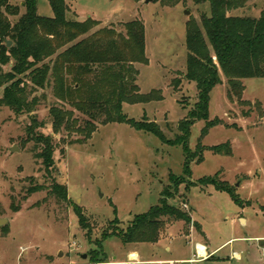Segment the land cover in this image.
Returning <instances> with one entry per match:
<instances>
[{"label":"rangeland","instance_id":"374dc122","mask_svg":"<svg viewBox=\"0 0 264 264\" xmlns=\"http://www.w3.org/2000/svg\"><path fill=\"white\" fill-rule=\"evenodd\" d=\"M10 3L20 7L19 16L8 15L14 25L25 8L19 0ZM66 3L69 20L85 22L91 18L99 22L91 33L113 28L125 35L126 24H144L148 64H134L137 85L140 94L156 91L161 99L125 103L123 112L136 121L146 117L156 122L167 138L174 139L179 133V122L185 120L197 102L195 83L185 79L187 25H201L203 17L211 15L210 4L196 0ZM263 9L264 0H245L243 6L230 10L228 15L259 18ZM38 15L53 17L48 0H38ZM11 68L12 64L2 67L4 73ZM243 85L241 98L230 97L223 77L222 84L213 90L210 103V120L218 119L221 124L202 138L205 122H197L190 138L193 151L199 143L205 147L230 143L232 156L206 151L202 163H192V176L186 177L177 191L170 176L183 175L185 158L181 147L165 145L156 137L121 123H96V131L89 139L85 134L67 130L55 134L50 110L62 103L48 87L36 93L41 103L33 114L44 124L40 131L54 139L55 166L48 172L38 157L40 150L28 139L31 115H17L0 107V219L8 220L0 228V264H88L90 254L98 250L103 231L117 226L127 229L135 216L158 204L164 191L174 197L167 199L170 204L190 214L191 223L165 219L155 244L125 245L111 238L103 242L106 264L129 263L128 254L134 248H140L143 257L136 260L148 264H264V79H247ZM4 88L0 86V99ZM62 106L73 110L69 105ZM73 111L84 129L89 119ZM12 148L16 151L12 152ZM217 174L235 188L244 207L212 186L189 187ZM53 183L67 188L68 201L50 193ZM36 185L44 190L29 195V188ZM13 204L19 207L18 212ZM78 208L88 219L91 231L80 224ZM5 227L7 233L2 230ZM199 244L203 250L206 249L202 245L208 248L209 256H198ZM222 245L224 248L212 256L211 252Z\"/></svg>","mask_w":264,"mask_h":264},{"label":"trees","instance_id":"16d2710c","mask_svg":"<svg viewBox=\"0 0 264 264\" xmlns=\"http://www.w3.org/2000/svg\"><path fill=\"white\" fill-rule=\"evenodd\" d=\"M19 1L25 13L13 25L8 15L19 16L20 7L12 5L10 0H0V86L5 87L0 107H7L17 115H31L28 139L40 150L38 157L48 172L55 166L54 139L40 131L44 124L33 115L41 103L36 93L48 87L53 89L54 97L62 105H69L89 119L82 129L73 110L55 105L50 110L55 134L67 130L85 134L89 139L96 131V123H121L150 134L165 145L181 147L185 158L183 175L170 176L176 191L185 183L186 177L192 176V163L204 161L206 151L219 156H232L230 143L213 147L199 143L193 151L190 147L192 127L197 122H205L203 138L221 124L218 119L210 120V103L211 94L222 84L223 77L229 86V96L236 95L238 98L245 90L244 80L264 79V9L259 18L230 16L228 12L243 6L245 0H196L197 3L208 2L211 8V15H205L201 25L196 22L187 25L185 79L195 83L197 102L185 120L179 122V133L174 139H169L156 122L146 117L136 121L123 112L125 103L135 105L161 99L160 92L156 91L140 94L137 85L134 64H148L142 22L126 24L125 35L113 28L91 33L99 22L91 18L85 22L69 20L70 8L66 0H48L53 11L52 18L38 15V0ZM7 41L12 42L11 47L7 46ZM10 64L11 70L4 73L2 67ZM42 97L45 99L44 95ZM209 186L218 192L228 193L238 206H245L235 188L222 181L219 174L189 184V187ZM42 190L43 186L36 185L29 188L28 194ZM50 193L61 201L69 200L68 190L61 184L53 183ZM168 198L174 197L164 191L158 204L147 213L135 216L127 229L117 226L103 231L102 240L97 242L98 250L90 254L88 264L108 262L103 242L111 238H117L125 245L155 244L165 227V219L191 223L190 214L182 207L170 204ZM12 207L15 212L19 211L14 204ZM76 214L82 227L91 231L88 219L79 208ZM2 230L8 232L6 227Z\"/></svg>","mask_w":264,"mask_h":264},{"label":"crops","instance_id":"0c3cea01","mask_svg":"<svg viewBox=\"0 0 264 264\" xmlns=\"http://www.w3.org/2000/svg\"><path fill=\"white\" fill-rule=\"evenodd\" d=\"M199 245H201V244H199ZM226 245V244H225ZM225 245H222V246H220V247H218V248H216V249H214L212 252H211V255L212 256H214L216 253H218V252H220L223 248H224V246ZM202 246H204L205 247V249H206V251L205 250H203L202 248H199V250L200 251H205L206 252V256H207V254H209V252H208V248L205 246V245H202ZM138 250H140V248L138 249ZM137 249H132L130 252H129V254H128V259H130V262L129 263H140V261L139 260H136V259H143V257L140 255V252L138 251ZM199 251V252H200ZM209 256V255H208ZM147 262V260L146 259H144V262ZM118 262H120V264H126V263H122L123 261H118ZM176 262H186L185 260H176ZM192 262V261H191Z\"/></svg>","mask_w":264,"mask_h":264},{"label":"water","instance_id":"95a60500","mask_svg":"<svg viewBox=\"0 0 264 264\" xmlns=\"http://www.w3.org/2000/svg\"><path fill=\"white\" fill-rule=\"evenodd\" d=\"M151 0H146V2H150ZM186 14L188 15L189 12H186ZM12 45V42L11 41H7V46L8 47H11ZM16 151L15 148H12V152ZM8 223V220L7 219H0V228L4 227L6 224ZM86 258V256H84Z\"/></svg>","mask_w":264,"mask_h":264},{"label":"bare ground","instance_id":"6f19581e","mask_svg":"<svg viewBox=\"0 0 264 264\" xmlns=\"http://www.w3.org/2000/svg\"><path fill=\"white\" fill-rule=\"evenodd\" d=\"M199 247H200V245H198V248H197V249H198V252L200 251V250H199ZM205 251H206V250H205ZM205 251H200V252H199V256H200V257H205V256H206V252H205Z\"/></svg>","mask_w":264,"mask_h":264},{"label":"built area","instance_id":"2783aa9c","mask_svg":"<svg viewBox=\"0 0 264 264\" xmlns=\"http://www.w3.org/2000/svg\"><path fill=\"white\" fill-rule=\"evenodd\" d=\"M197 248H198V245H197ZM197 248H196V251H197V254L199 256V252H198V249ZM207 256H208V254H207ZM207 256H205V257H207Z\"/></svg>","mask_w":264,"mask_h":264}]
</instances>
